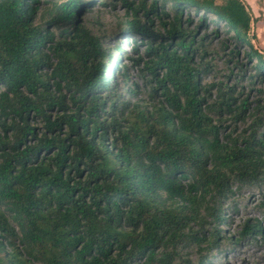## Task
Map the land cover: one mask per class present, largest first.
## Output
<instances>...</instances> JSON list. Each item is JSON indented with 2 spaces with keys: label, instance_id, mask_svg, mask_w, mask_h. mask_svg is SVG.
<instances>
[{
  "label": "trees",
  "instance_id": "obj_1",
  "mask_svg": "<svg viewBox=\"0 0 264 264\" xmlns=\"http://www.w3.org/2000/svg\"><path fill=\"white\" fill-rule=\"evenodd\" d=\"M90 4L0 0V264H174L190 245L202 259L223 201L264 184V49L250 43L249 7L103 2L145 44L130 59L149 75L139 102L118 92L101 38L79 18ZM209 26L234 45L226 82L204 81ZM258 229L246 222L238 235Z\"/></svg>",
  "mask_w": 264,
  "mask_h": 264
},
{
  "label": "rangeland",
  "instance_id": "obj_2",
  "mask_svg": "<svg viewBox=\"0 0 264 264\" xmlns=\"http://www.w3.org/2000/svg\"><path fill=\"white\" fill-rule=\"evenodd\" d=\"M89 1L91 4L86 10H81L79 18L101 38L105 51L103 63L112 72L118 92H121L123 97H127L128 89H133L136 93L133 101H145L148 91L146 81L149 75L141 65L133 66L130 60L143 53L145 47L143 40L138 38L132 43L130 38H126L127 36L120 32L117 25L125 17L121 7L103 6L102 3L107 0ZM195 23L196 19H193V24ZM214 29L213 26H209L202 32L210 34L203 42V48L207 53L204 61L208 62L211 70L209 75L204 77V81L226 82L227 76L233 74L232 78L237 72V69L233 67L232 56L229 54V51H235V49L232 42H223L225 36L221 31L214 34ZM202 33L199 34L202 35ZM250 43L257 49H264L257 39L250 40ZM117 46L122 48V53L117 52L115 48ZM116 66H126V71L123 73L125 78L122 76L123 70L116 73ZM243 69H246V75L252 70L248 66H244ZM231 78L227 80L229 84ZM111 83L113 81L109 77L105 84ZM223 205L224 213L221 219L224 222L218 223L220 239L216 246L205 251L202 259L199 258L196 248L191 245L185 247L178 254L179 257L182 254V260L176 259L174 264H200L201 260L205 262L204 264H264V184L252 183L234 188V193L223 201ZM246 222L251 225L257 224L259 229L252 235L241 238L238 233ZM230 236L233 239L229 241L226 237Z\"/></svg>",
  "mask_w": 264,
  "mask_h": 264
},
{
  "label": "crops",
  "instance_id": "obj_3",
  "mask_svg": "<svg viewBox=\"0 0 264 264\" xmlns=\"http://www.w3.org/2000/svg\"><path fill=\"white\" fill-rule=\"evenodd\" d=\"M248 5L251 18H252V28L253 34H255V39L264 48V0H242ZM254 19H257L254 22Z\"/></svg>",
  "mask_w": 264,
  "mask_h": 264
},
{
  "label": "water",
  "instance_id": "obj_4",
  "mask_svg": "<svg viewBox=\"0 0 264 264\" xmlns=\"http://www.w3.org/2000/svg\"><path fill=\"white\" fill-rule=\"evenodd\" d=\"M252 33H253V28H252V21H251V29H250V32H249L250 36H251Z\"/></svg>",
  "mask_w": 264,
  "mask_h": 264
}]
</instances>
